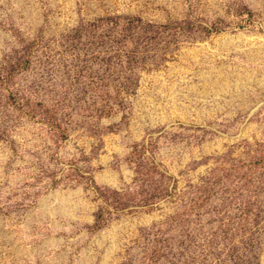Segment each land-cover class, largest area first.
<instances>
[{
	"label": "rangeland",
	"instance_id": "obj_1",
	"mask_svg": "<svg viewBox=\"0 0 264 264\" xmlns=\"http://www.w3.org/2000/svg\"><path fill=\"white\" fill-rule=\"evenodd\" d=\"M0 264H264V0H0Z\"/></svg>",
	"mask_w": 264,
	"mask_h": 264
},
{
	"label": "water",
	"instance_id": "obj_2",
	"mask_svg": "<svg viewBox=\"0 0 264 264\" xmlns=\"http://www.w3.org/2000/svg\"><path fill=\"white\" fill-rule=\"evenodd\" d=\"M56 205H57V202H52L51 200H47V201L43 202L42 208H43V210H45L47 212H53ZM60 207L64 213L70 214L71 209L69 207L68 202H66V203L64 202Z\"/></svg>",
	"mask_w": 264,
	"mask_h": 264
}]
</instances>
